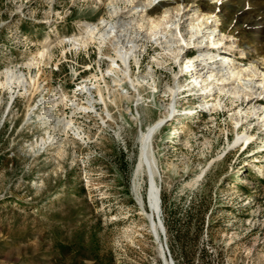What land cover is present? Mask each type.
Returning <instances> with one entry per match:
<instances>
[{"label": "rangeland", "instance_id": "1", "mask_svg": "<svg viewBox=\"0 0 264 264\" xmlns=\"http://www.w3.org/2000/svg\"><path fill=\"white\" fill-rule=\"evenodd\" d=\"M106 1L0 0V73L11 68L28 81L38 77L27 92L23 85H0V264H166L148 214V176L137 174L139 137L161 116L168 98L164 91L174 75L187 78L183 67L198 46L184 42L182 59L166 61V52L149 43L141 66L132 67L140 76L155 68L157 91L145 83L143 98L137 95L129 109L109 103L112 118L106 124L94 113L79 112L70 106L72 100L87 104L80 86H93V74L99 77L107 60L100 59L95 45L85 49L57 41L78 32L83 21L108 17ZM251 1L224 4L213 21L218 26L214 43L204 41L231 42L238 53L246 48L248 58L235 61L242 66L256 61L252 50L264 51V0ZM47 43L50 63L28 68ZM155 56L163 62L156 64ZM262 70L255 78L248 75L262 79ZM206 93L198 98L188 90L179 94L177 114L184 119L170 116L154 138L163 233L172 260L264 264V121L246 117L255 94H229L226 107L189 116L185 108L206 100ZM61 94L68 104H59L53 116L72 115L85 139L54 130L47 119L52 99ZM257 102L264 108V96ZM252 127L255 137L244 146L238 137Z\"/></svg>", "mask_w": 264, "mask_h": 264}, {"label": "bare ground", "instance_id": "2", "mask_svg": "<svg viewBox=\"0 0 264 264\" xmlns=\"http://www.w3.org/2000/svg\"><path fill=\"white\" fill-rule=\"evenodd\" d=\"M229 1L107 0L105 5L108 9V17L102 15L95 22L83 21L78 25V32L72 34L70 37H60L57 41V44L60 43L61 45L69 41V43L71 42L78 48L83 47L85 49L95 45L98 49L100 59L105 58L107 60V69L100 68L101 74L99 77L97 76L98 74H93L95 80L93 86L87 82L80 86L81 91L86 92L88 95L87 104L84 105L74 99L70 105L79 112L94 113L98 118H101L104 124H106L107 119L112 118L109 103H113L116 106L121 104L124 106L123 103H125L127 105H125L124 109H129V102L135 103L138 101V97L140 99L143 98L140 87L144 86L145 83L151 85L154 91H157L158 86L155 84V81H157L155 79V68H150L146 75L140 76L134 72L132 67L133 65L136 67L141 66V56L144 55V51L148 50L149 43L156 44L166 52V55L164 54L166 61H169V56H172V59L173 57H177L181 60L184 56V42L188 44L189 41H193L198 46L197 51L199 55H197V58L206 56L211 58L209 64H212H205V67L203 66L208 69L207 72L204 71V68L203 71H197V68H202L201 62H191L190 69H196V72L190 80L183 74L177 73V75H174V82L169 83L167 89L164 91L166 93L165 96H168V98L163 100L165 108L161 116L156 121L150 123L145 130L141 129L140 131L139 140L141 145L137 174L139 175L141 172H145L148 176V202L150 207L148 214L153 231L159 241L162 254L166 259V264L170 263L162 237V233L165 232V227L161 219V185L159 182L161 170L155 154L154 138L157 132L163 129L164 126L162 125L169 120L170 116H177L176 118L180 120L184 119V117H179L177 114L179 111L178 102L181 101L179 94L188 90L189 94L194 95L193 98H197V95H202L204 92H207V95L204 96L206 100L201 102L194 101V107L185 108L188 110L189 116L196 114L195 117L197 114H199L198 116H202V112H209L211 114L210 112H213L218 107H226L227 104L224 100L226 95L231 94L236 98H243L251 97V95L255 94V96L248 100L246 117L256 115L257 119L262 117L264 121V108L257 102L264 96V71L262 70L261 72V75H263L262 79H253L259 74V69L264 68V51H258V49L252 50L253 53L257 51L256 61L242 66L241 63H236L235 61L239 57L248 58L244 51L246 48L241 47L242 52L238 53L235 52L234 48L232 49L231 42L224 46L204 43L206 39H210L211 41L208 42L214 43V36L217 34L218 26H214L213 21L217 17H220L224 4L227 5ZM188 13L193 15L186 18L185 15ZM237 45L240 44L238 43ZM51 49V44L47 43L39 53V56H36L27 63L28 68L32 66L39 68V65L44 63L45 60L50 63L52 58ZM248 55H250L249 52ZM154 60L158 65L163 62L159 60L158 56H155ZM194 63L198 64L195 65ZM250 73L254 74L253 78L249 77L248 74ZM2 75L5 77L4 81L1 80ZM180 76L183 80H186V83L181 82ZM37 80V75H31L30 81H28L24 73H21L17 69L10 68L5 70L4 73H0V85L7 86L10 89L13 88L14 84H18V86L23 85L24 90L27 92L29 90L28 86L31 85L34 88ZM126 83L129 85L127 88L124 87ZM94 93L95 95H93ZM96 93L98 98L95 97ZM59 98V100L58 98L52 99L53 102L47 110V114L50 115L47 119L54 123L53 129L61 128L67 135L71 134L76 138L85 139L84 130L76 125L72 115L69 119L66 116L63 118L53 116L55 114L53 111H55L54 109L59 104H68L67 97L64 94H61ZM234 101L233 98L230 99L231 104ZM99 103L103 104L101 105L103 106L101 111L97 106ZM236 114H239L238 110L234 111V119L237 122L238 118ZM135 119L137 117H134ZM253 128L248 129L238 137V140L243 139L244 146H248L249 141L255 137Z\"/></svg>", "mask_w": 264, "mask_h": 264}, {"label": "water", "instance_id": "3", "mask_svg": "<svg viewBox=\"0 0 264 264\" xmlns=\"http://www.w3.org/2000/svg\"><path fill=\"white\" fill-rule=\"evenodd\" d=\"M163 235L165 236L164 243H165V247H166L167 254L170 257V260H171L172 264H174V262L172 260V257H171V254H170V250H169L168 245H167V242H166V234H163Z\"/></svg>", "mask_w": 264, "mask_h": 264}, {"label": "built area", "instance_id": "4", "mask_svg": "<svg viewBox=\"0 0 264 264\" xmlns=\"http://www.w3.org/2000/svg\"><path fill=\"white\" fill-rule=\"evenodd\" d=\"M189 73H194L192 69L188 70ZM197 97V96H196ZM198 98V97H197Z\"/></svg>", "mask_w": 264, "mask_h": 264}]
</instances>
